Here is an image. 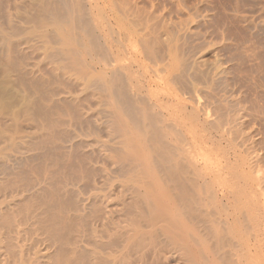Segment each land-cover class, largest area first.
I'll list each match as a JSON object with an SVG mask.
<instances>
[{"label":"bare ground","instance_id":"obj_1","mask_svg":"<svg viewBox=\"0 0 264 264\" xmlns=\"http://www.w3.org/2000/svg\"><path fill=\"white\" fill-rule=\"evenodd\" d=\"M31 4L38 50L0 4V264H264V0Z\"/></svg>","mask_w":264,"mask_h":264},{"label":"rangeland","instance_id":"obj_2","mask_svg":"<svg viewBox=\"0 0 264 264\" xmlns=\"http://www.w3.org/2000/svg\"><path fill=\"white\" fill-rule=\"evenodd\" d=\"M1 2H0V4L2 5V9H4V10H7L9 13H8V15H9V18L11 17V19L12 20H14V21H17V22H14V21H12V20H10L11 22H14L13 24H15L16 26H18L17 28H18V30L20 31V33H18V35L16 34V37L18 38V40H20V42L22 41V40H25V43H23L24 41H22L21 43H23V44H21V47L22 48H24V47H26L27 45H29V47L30 46H32V44L35 42V44L32 46V47H34L35 45H38L39 44V46H41V47H39V46H37L35 49H42V45L43 44H41L42 42L40 41V39H41V37L40 36H38V34L36 35V32H35V35L37 36V37H35V35H34V28L32 29L33 31H32V33H31V31H29V30H31V26H33L34 25V23L31 21V20H29L28 19V15L26 14V13H29V15H30V12L28 11V12H26V10H24V9H32L31 7H29L30 6V3H32L31 5H34V3H35V0H0ZM5 1H7V2H5ZM12 1H13V3H12ZM15 1V2H14ZM25 1V2H24ZM27 1V2H26ZM94 3H96V2H98V4H100V7L101 8H103V11L104 12H102V15L104 14V15H106V13H107V6H108V0H92ZM101 1V2H100ZM259 1H261V0H259ZM4 2V3H3ZM17 2V3H16ZM21 2V3H20ZM106 2V3H105ZM214 2L216 3V4H218V0H217V2L214 0ZM220 2H221V0H220ZM220 2H219V4H220ZM10 3V4H9ZM16 3V4H15ZM103 3V4H102ZM6 4H8L7 6H6ZM29 7H26V5ZM106 4H107V6H106ZM218 4V5H219ZM22 6H23V8H22ZM105 6V7H104ZM6 9H5V8ZM8 8V9H7ZM12 8H15V9H12ZM17 8V9H16ZM22 9V10H21ZM11 10L13 11V12H11ZM16 10V11H15ZM31 11V10H30ZM15 12V13H14ZM12 13V14H11ZM31 13H32V11H31ZM25 16V21H23V17ZM18 17H20V18H18ZM17 18V19H16ZM22 19V20H21ZM28 20V21H27ZM28 23H27V22ZM31 23H30V22ZM23 22H24V24H23ZM26 22V23H25ZM22 23V25H20V24ZM19 24V25H18ZM26 25V26H25ZM28 26H29V28L30 29H28ZM21 27V28H20ZM34 27V26H33ZM24 28H26V29H24ZM28 29V30H27ZM24 30V31H23ZM26 30V31H25ZM30 32V33H28V32ZM25 32H27V33H25ZM25 33V34H24ZM31 34V35H30ZM32 35H34V36H32ZM28 36V37H27ZM16 37H14L15 39H16ZM19 37H21V38H19ZM27 38V39H26ZM35 38V39H34ZM40 38V39H39ZM29 39V40H28ZM27 40V41H26ZM42 40V39H41ZM30 41V42H29ZM33 41V42H32ZM43 41V40H42ZM26 42H28V43H26ZM37 42H38V44H37ZM213 43V42H212ZM212 43H210V44H212ZM217 42H215V44H216ZM217 45V46H216ZM216 45H214V44H212V46L210 45H208L210 48H208V46H206L208 49H205L206 47H204L203 48V50H201V55H199V56H201V58L203 59L202 61L204 62L206 59V62H204L205 64H204V66L205 65H208L209 66V64H210V66L212 65L211 64V62H213L214 63V60H216L218 57H217V55H219L218 54V52H217V50H216V48H218V44H216ZM210 49V50H209ZM202 51L204 52V53H202ZM213 51H214V53H213ZM39 53H40V51H38ZM38 52H36V53H38ZM42 52V51H41ZM216 52V53H215ZM203 54H204V58H203ZM211 54V55H210ZM216 54V55H215ZM212 55H214V56H212ZM215 56L217 57V58H215ZM207 57V58H206ZM210 57V58H209ZM212 59H214V60H212ZM31 62H32V60H30ZM210 61V62H209ZM202 62V63H203ZM207 63V64H206ZM16 71H14V72H12V75H11V77L12 78H17V75H16ZM14 74H15V76H14ZM1 77V76H0ZM14 78V79H15ZM15 108V110H17L18 108H16V107H14ZM14 110V109H13ZM14 110V111H15ZM9 112V113H8ZM10 114V115H9ZM6 116L8 117V118H6ZM16 117V116H15ZM19 116H17V118H15V122L17 123V122H19V123H15L16 125L15 126H18V127H20L21 125L23 126V128H22V126H21V128H19V130L21 131V129L23 130L26 126H29L30 125V123H29V121L27 120H25L26 119V117H22V116H20L19 118H18ZM22 117V118H21ZM0 118H2V119H4L5 121L6 120H8V121H10V120H12V121H10L11 123L12 122H14V120L12 119V118H14V115H11V112L10 111H8V109H6V108H1L0 107ZM6 118V119H5ZM9 118H11V119H9ZM17 119V120H16ZM18 119L19 120H24V124L26 125V126H24V124L21 122V121H18ZM7 121V122H8ZM10 122H8V123H10ZM20 122L22 123L21 125H20ZM19 124V125H18ZM14 126V127H15ZM18 127H17V130H18ZM30 127H31V125H30ZM27 128V129H26ZM25 129L27 130V131H25V130H23L24 132L22 133V131L20 132L19 130L17 131V133H21V134H23V135H20V133L18 134L19 136H23V137H25L26 135H28L27 133H29V131L31 130L29 127H26ZM29 128V129H28ZM29 130V131H28ZM26 132V133H25ZM25 133V134H24ZM17 136V135H16ZM18 137V136H17ZM19 139H23L22 137L20 138L19 137Z\"/></svg>","mask_w":264,"mask_h":264}]
</instances>
